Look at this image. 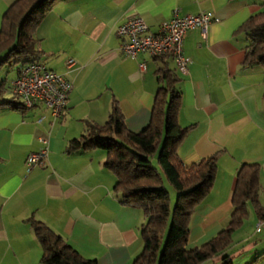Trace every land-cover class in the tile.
I'll return each instance as SVG.
<instances>
[{
    "label": "crops",
    "instance_id": "crops-1",
    "mask_svg": "<svg viewBox=\"0 0 264 264\" xmlns=\"http://www.w3.org/2000/svg\"><path fill=\"white\" fill-rule=\"evenodd\" d=\"M13 1L0 0V21ZM175 7L180 14L211 10L215 16L206 37L198 28L186 33L187 72H178V122L192 125L178 154L190 163L218 152L214 184L192 212L186 245L199 246L226 225L236 171L244 161L260 164L259 200L264 206V65L240 66L246 39L236 31L262 8L256 0H55L35 29L38 59L64 74L71 87L56 118L41 102L23 111L0 108V264H46L26 220L31 214L97 264H129L141 251L142 209L120 201L116 175L103 164L105 150L67 151L66 146L83 132L86 120L105 121L112 99L128 129L138 131L148 123L162 60L145 52L124 54L116 29L138 15L157 31ZM42 135L47 153L27 169L26 156L43 145ZM248 210L226 249L234 255L233 264H248L264 250V219L252 206ZM256 264H264V258Z\"/></svg>",
    "mask_w": 264,
    "mask_h": 264
},
{
    "label": "trees",
    "instance_id": "trees-1",
    "mask_svg": "<svg viewBox=\"0 0 264 264\" xmlns=\"http://www.w3.org/2000/svg\"><path fill=\"white\" fill-rule=\"evenodd\" d=\"M261 9L249 15L236 31L243 32L246 45L241 67L264 65V0ZM55 0H14L3 11L0 21V58L4 64L13 58L17 69L27 61L38 60L35 29ZM162 66L156 70L158 87L148 123L140 130L127 128L124 113L116 99L104 122L86 120L85 129L71 137L67 151L100 147L105 150L103 164L116 175L114 189L124 204L138 205L143 212L142 249L129 264H201L218 258L220 264H233L234 255L226 251L232 234L247 218L250 204L256 216L264 219L259 200L260 164L242 162L236 171L229 220L213 237L199 246L186 245L192 212L211 190L217 172L218 152L184 163L177 147L192 126L178 122L181 107L180 77L170 66V54L157 56ZM10 64V65H11ZM0 82V108L26 110L20 96L4 95ZM165 181L175 189L172 200ZM42 247L40 261L46 264H97L96 259L79 252L61 234L33 214L26 218ZM264 250L255 253L248 264H256Z\"/></svg>",
    "mask_w": 264,
    "mask_h": 264
},
{
    "label": "built area",
    "instance_id": "built-area-1",
    "mask_svg": "<svg viewBox=\"0 0 264 264\" xmlns=\"http://www.w3.org/2000/svg\"><path fill=\"white\" fill-rule=\"evenodd\" d=\"M215 19L211 10L180 14L178 8L172 9L164 18L157 31L150 30L148 24L138 15L129 17L118 25L116 32L121 37L120 48L124 54L136 57L145 52L157 57L170 54L178 72H187V57L184 54L183 40L186 33L198 28L206 37L209 25ZM71 62V60H69ZM140 68H145L143 61ZM71 82L64 74L49 68L42 60L27 61L22 64L17 75L10 81L8 91L20 96L24 105L32 107L41 102L50 109L53 118L59 117L66 106ZM43 145L30 152L25 159L27 169L39 164L47 153V138L40 136ZM261 220L257 222L260 225Z\"/></svg>",
    "mask_w": 264,
    "mask_h": 264
},
{
    "label": "rangeland",
    "instance_id": "rangeland-1",
    "mask_svg": "<svg viewBox=\"0 0 264 264\" xmlns=\"http://www.w3.org/2000/svg\"><path fill=\"white\" fill-rule=\"evenodd\" d=\"M4 53H5L4 51L0 53V58L4 56ZM12 61H13V58L10 59L9 61H6L4 64L0 65V78L4 79L5 95H10V92L8 91V86H9L11 79H13L16 75V68H17L18 63L11 64L10 62ZM165 185L169 189L171 198L173 200L176 194L175 189L167 181H165ZM249 207H251L250 204H249Z\"/></svg>",
    "mask_w": 264,
    "mask_h": 264
}]
</instances>
